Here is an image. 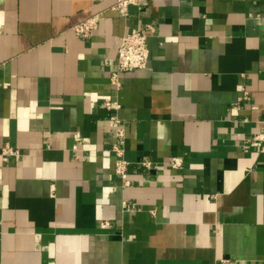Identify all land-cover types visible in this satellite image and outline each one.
Masks as SVG:
<instances>
[{
	"label": "crops",
	"instance_id": "crops-1",
	"mask_svg": "<svg viewBox=\"0 0 264 264\" xmlns=\"http://www.w3.org/2000/svg\"><path fill=\"white\" fill-rule=\"evenodd\" d=\"M114 2L0 0V264H264V0ZM148 22V66L116 87L120 37Z\"/></svg>",
	"mask_w": 264,
	"mask_h": 264
},
{
	"label": "built area",
	"instance_id": "built-area-1",
	"mask_svg": "<svg viewBox=\"0 0 264 264\" xmlns=\"http://www.w3.org/2000/svg\"><path fill=\"white\" fill-rule=\"evenodd\" d=\"M146 0H115L113 4V9L118 11L123 16L129 15V9L131 6H136L142 9V5ZM101 19V13H95L90 17L76 23L73 26V30L83 37L91 36L99 27ZM156 31V25L148 22L144 25H137L133 27L130 32L123 34L119 40L118 46V59L115 69L111 72L110 81L112 84L119 87L121 85V73L124 71H133L137 69H143L148 66L150 58V48L148 44L149 37ZM248 89L242 87V95L239 100L247 99ZM105 107L110 111V119L115 125L116 129V141L114 142L113 148L116 153L117 159L115 161V172L120 175L123 179L125 185L130 184L128 178V161L124 158V148L122 142L125 138L126 131V121L123 119L119 111L122 108V103L115 98L106 97L104 99ZM237 103L236 105H238ZM74 138L76 140V146L82 142V136L80 132L74 133ZM252 141L255 144L264 143V131L257 132L253 135ZM3 154L13 155L16 157L20 156V150L11 143H6L2 148ZM171 165L174 168L182 166V160L179 157H173L171 159ZM145 166L150 167L151 161H143ZM123 206L126 209H134L135 205L130 203L128 200L123 201ZM101 225L104 227H109L110 222L108 220H102ZM228 260H223L227 262ZM231 264V263H230Z\"/></svg>",
	"mask_w": 264,
	"mask_h": 264
}]
</instances>
